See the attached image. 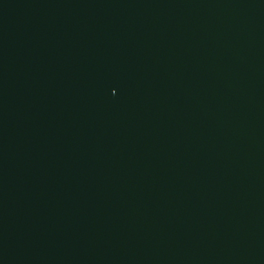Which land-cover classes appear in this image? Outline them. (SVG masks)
<instances>
[{"label":"water","instance_id":"95a60500","mask_svg":"<svg viewBox=\"0 0 264 264\" xmlns=\"http://www.w3.org/2000/svg\"><path fill=\"white\" fill-rule=\"evenodd\" d=\"M0 264H264V0H0Z\"/></svg>","mask_w":264,"mask_h":264}]
</instances>
